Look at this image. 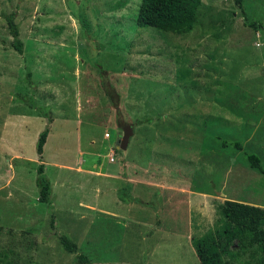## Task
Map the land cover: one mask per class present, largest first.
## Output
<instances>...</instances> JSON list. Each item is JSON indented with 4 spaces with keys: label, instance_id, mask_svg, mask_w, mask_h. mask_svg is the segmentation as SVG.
<instances>
[{
    "label": "rangeland",
    "instance_id": "374dc122",
    "mask_svg": "<svg viewBox=\"0 0 264 264\" xmlns=\"http://www.w3.org/2000/svg\"><path fill=\"white\" fill-rule=\"evenodd\" d=\"M140 2L0 0L2 263L201 264L191 241L221 225L225 199L264 208V174L247 163L264 167V28L251 25L264 0H202L186 34L138 26ZM230 250L226 262L258 264V249Z\"/></svg>",
    "mask_w": 264,
    "mask_h": 264
},
{
    "label": "trees",
    "instance_id": "16d2710c",
    "mask_svg": "<svg viewBox=\"0 0 264 264\" xmlns=\"http://www.w3.org/2000/svg\"><path fill=\"white\" fill-rule=\"evenodd\" d=\"M201 3L202 0H141L136 23L138 26H153L175 34H186L195 25ZM5 19L12 37L11 46L22 54L23 42L19 37V29L14 20V13L6 14ZM251 25L256 28H264V24L260 23H251ZM47 135L48 128L46 127L38 136L36 152L39 159L42 157ZM234 145L239 147L238 142H235ZM247 161L251 168L264 174V167L257 154H248ZM37 172L36 183L39 187V200L49 203L51 185L43 173V163L38 165ZM220 213L223 218L221 225H217L215 229L209 230L191 241L200 263L231 264L225 261L224 255L233 256L230 244L236 241L243 248L253 247L258 249L260 251L258 264H264V208L255 204L225 199L220 207ZM55 234L65 250L76 253L79 262L88 263L86 255L77 253L76 243L64 234L57 232ZM0 264L8 263H2L0 258Z\"/></svg>",
    "mask_w": 264,
    "mask_h": 264
},
{
    "label": "water",
    "instance_id": "95a60500",
    "mask_svg": "<svg viewBox=\"0 0 264 264\" xmlns=\"http://www.w3.org/2000/svg\"><path fill=\"white\" fill-rule=\"evenodd\" d=\"M133 135V126L130 123H125L122 126V135L117 139L119 143L118 148L125 150L129 143L130 137Z\"/></svg>",
    "mask_w": 264,
    "mask_h": 264
},
{
    "label": "crops",
    "instance_id": "0c3cea01",
    "mask_svg": "<svg viewBox=\"0 0 264 264\" xmlns=\"http://www.w3.org/2000/svg\"><path fill=\"white\" fill-rule=\"evenodd\" d=\"M162 190V189H161ZM164 190V189H163ZM167 189H165L164 191H162V192H164V194H165V191H166ZM163 198V209L165 208V206H166V199L164 200V198H166L165 196L164 197H162ZM175 205V204H174ZM261 207V206H260ZM263 208V207H262ZM160 212V211H159ZM161 212L163 213V215L162 214H160V220H161V223L163 224V223H165L164 225H169V224H167L166 223V218H167V216H168V214H166L165 213V211L164 210H161ZM176 214H178L177 212H176ZM166 230V229H165Z\"/></svg>",
    "mask_w": 264,
    "mask_h": 264
},
{
    "label": "built area",
    "instance_id": "2783aa9c",
    "mask_svg": "<svg viewBox=\"0 0 264 264\" xmlns=\"http://www.w3.org/2000/svg\"><path fill=\"white\" fill-rule=\"evenodd\" d=\"M105 136L108 137V133L105 134ZM115 152L113 149H110V152L108 153V159L110 162H114V158H115Z\"/></svg>",
    "mask_w": 264,
    "mask_h": 264
}]
</instances>
